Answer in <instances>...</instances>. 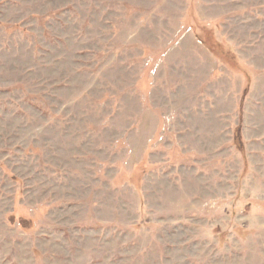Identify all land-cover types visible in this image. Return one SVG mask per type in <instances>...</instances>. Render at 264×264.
I'll use <instances>...</instances> for the list:
<instances>
[{"label":"rangeland","instance_id":"374dc122","mask_svg":"<svg viewBox=\"0 0 264 264\" xmlns=\"http://www.w3.org/2000/svg\"><path fill=\"white\" fill-rule=\"evenodd\" d=\"M0 264H264V0H0Z\"/></svg>","mask_w":264,"mask_h":264},{"label":"trees","instance_id":"16d2710c","mask_svg":"<svg viewBox=\"0 0 264 264\" xmlns=\"http://www.w3.org/2000/svg\"><path fill=\"white\" fill-rule=\"evenodd\" d=\"M239 129H237V131H238Z\"/></svg>","mask_w":264,"mask_h":264}]
</instances>
